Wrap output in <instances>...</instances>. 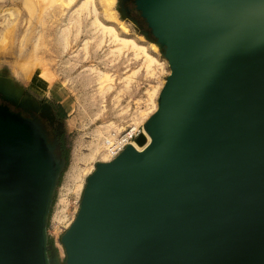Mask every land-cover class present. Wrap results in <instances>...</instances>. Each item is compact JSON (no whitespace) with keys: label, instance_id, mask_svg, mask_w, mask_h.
Segmentation results:
<instances>
[{"label":"water","instance_id":"obj_1","mask_svg":"<svg viewBox=\"0 0 264 264\" xmlns=\"http://www.w3.org/2000/svg\"><path fill=\"white\" fill-rule=\"evenodd\" d=\"M170 70L49 243L64 168L47 103L0 78V264H264V0H133Z\"/></svg>","mask_w":264,"mask_h":264},{"label":"rangeland","instance_id":"obj_2","mask_svg":"<svg viewBox=\"0 0 264 264\" xmlns=\"http://www.w3.org/2000/svg\"><path fill=\"white\" fill-rule=\"evenodd\" d=\"M84 1L0 0V78L12 82L22 97L49 104L59 117V136L48 135L60 146L64 168L48 221L62 205L71 213L80 195L79 178L85 185L96 163L108 162L103 159L106 137L130 127L143 131L170 73L160 49L143 34L145 25L142 29L121 13L119 0L112 7L118 23L99 0L76 11ZM94 19L145 49L115 43ZM120 23L128 33L121 32ZM57 251L63 263L62 245Z\"/></svg>","mask_w":264,"mask_h":264},{"label":"built area","instance_id":"obj_3","mask_svg":"<svg viewBox=\"0 0 264 264\" xmlns=\"http://www.w3.org/2000/svg\"><path fill=\"white\" fill-rule=\"evenodd\" d=\"M142 131L135 127H130L120 134H112L103 140L104 150L110 155L113 160L119 155L126 146L131 145L132 142L141 134ZM80 196L75 199L72 206V212L68 213V206L62 205L54 217L49 221L47 233L49 242L56 248L61 246L60 238L62 234L69 227L74 220L79 208Z\"/></svg>","mask_w":264,"mask_h":264},{"label":"bare ground","instance_id":"obj_4","mask_svg":"<svg viewBox=\"0 0 264 264\" xmlns=\"http://www.w3.org/2000/svg\"><path fill=\"white\" fill-rule=\"evenodd\" d=\"M69 1H72V0H69ZM100 2H103L104 4V8L106 9V7H107V10L109 11V12H105V14L106 13H110V15L108 16L109 18H110V20L111 21H115V22H117V20H116V15H115V12H113L112 11V7L115 5V2H116V0H99ZM70 2H68V4H69ZM72 3V2H71ZM88 4H89V0H85L84 2H81L80 4H78V6L76 7L77 9H76V11H79L80 13H82L83 11H84V9H87L86 7L88 6ZM70 5V4H69ZM102 5V4H101ZM106 6V7H105ZM93 8V7H92ZM89 10V9H88ZM94 10V9H93ZM78 14V13H77ZM108 15V14H107ZM109 18H108V20H109ZM74 20V19H73ZM107 20V19H106ZM96 21V23L97 24H99L98 26V28H100L101 29V32L103 33V34H106V35H110V37H111V40L113 39V41L115 42V43H120L121 45H123V46H130L132 49L133 48H136V49H134V50H138V49H140V50H138V51H141V49L142 50H144L145 48L144 47H142V46H139V45H137L136 44V42H134L132 39H128V38H119L120 36H118L117 34H116V31L114 30V28H112V27H107V26H104V25H102V23H99L98 22V20L97 19H94V22ZM95 23V24H96ZM114 23V22H113ZM118 23V22H117ZM93 25H94V23H93ZM96 27V26H95ZM119 29L121 30V32L122 33H124V34H126V33H128V28H127V26H125L123 23H120L119 24ZM99 32V31H98ZM98 32H97V34H98ZM101 32L99 33V34H101ZM102 35V34H101ZM104 37H106V36H104ZM107 38H108V36H107ZM112 41V42H113ZM109 42V41H108ZM111 44H113V43H111ZM122 46V47H123ZM155 46H157L158 47V45L155 43V44H152L151 45V47H154V48H156ZM116 47H117V45H116ZM120 49V48H119ZM126 49V48H125ZM117 50V49H116ZM128 50V49H127ZM152 50H154V49H152ZM143 52V51H142ZM120 54V53H119ZM143 54H144V52H143ZM145 55V54H144ZM146 57H147V59H149V61H154V59L151 57V56H149V55H145ZM145 57V58H146ZM157 61V60H156ZM151 62V63H152ZM154 63H156V62H154ZM168 64V63H167ZM99 76V75H98ZM101 77V76H100ZM100 77H99V79H100ZM161 91V90H160ZM152 93H154V92H152ZM160 93V92H159ZM152 95V94H151ZM158 97H159V95H158ZM158 97H157V99H158ZM155 109H157V100H156V106H155ZM145 124V123H144ZM141 133H143V135L145 136V138H146V143H148L149 141H150V138H149V136L145 133V131H142ZM131 145L136 149V150H138V151H141L142 149H143V147H145V146H143V147H139L138 145H136V143L135 142H132L131 143ZM98 147V146H97ZM103 148V147H102ZM99 149V148H98ZM96 150V149H95ZM93 153H94V150H93ZM96 153V152H95ZM92 154V153H91ZM103 159H104V161H111V158H110V155H108V153L105 151V155L103 156ZM90 175V174H89ZM88 177V176H87ZM81 179L79 178V182H80V185L78 186V193H77V195L78 194H82V191H83V188H84V185H82L81 184ZM82 190V191H81ZM79 195V196H80ZM80 198H81V196H80Z\"/></svg>","mask_w":264,"mask_h":264},{"label":"flooded vegetation","instance_id":"obj_5","mask_svg":"<svg viewBox=\"0 0 264 264\" xmlns=\"http://www.w3.org/2000/svg\"><path fill=\"white\" fill-rule=\"evenodd\" d=\"M118 9L121 13H123L126 17L129 19L135 21L139 26H143V20L140 18L139 13L136 11L133 0H119L118 1ZM144 27H142L143 29ZM146 28V26H145ZM2 104H7L12 110L16 112H20L23 116L25 117H30L31 115L28 113H23L21 110L16 109L12 104L3 102L0 99V105ZM54 121H50L48 119H41L42 123L45 126V129L51 137L59 136V130H58V124H59V117L58 113L55 111L54 112Z\"/></svg>","mask_w":264,"mask_h":264},{"label":"trees","instance_id":"obj_6","mask_svg":"<svg viewBox=\"0 0 264 264\" xmlns=\"http://www.w3.org/2000/svg\"><path fill=\"white\" fill-rule=\"evenodd\" d=\"M62 156H63V157H65V155H64V154H62Z\"/></svg>","mask_w":264,"mask_h":264}]
</instances>
